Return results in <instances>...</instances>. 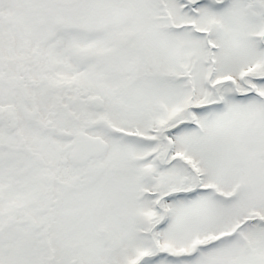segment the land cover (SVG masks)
<instances>
[{
  "label": "snow or ice",
  "instance_id": "obj_1",
  "mask_svg": "<svg viewBox=\"0 0 264 264\" xmlns=\"http://www.w3.org/2000/svg\"><path fill=\"white\" fill-rule=\"evenodd\" d=\"M0 264H264V0H0Z\"/></svg>",
  "mask_w": 264,
  "mask_h": 264
}]
</instances>
